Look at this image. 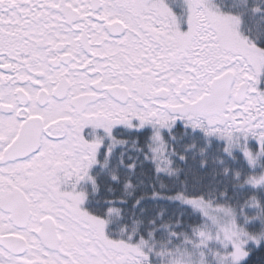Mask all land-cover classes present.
I'll return each instance as SVG.
<instances>
[{
	"label": "snow or ice",
	"instance_id": "6c2138e0",
	"mask_svg": "<svg viewBox=\"0 0 264 264\" xmlns=\"http://www.w3.org/2000/svg\"><path fill=\"white\" fill-rule=\"evenodd\" d=\"M257 253L264 0H0V264Z\"/></svg>",
	"mask_w": 264,
	"mask_h": 264
},
{
	"label": "trees",
	"instance_id": "16d2710c",
	"mask_svg": "<svg viewBox=\"0 0 264 264\" xmlns=\"http://www.w3.org/2000/svg\"><path fill=\"white\" fill-rule=\"evenodd\" d=\"M264 257V253H257L253 259L251 264H260L261 258Z\"/></svg>",
	"mask_w": 264,
	"mask_h": 264
}]
</instances>
